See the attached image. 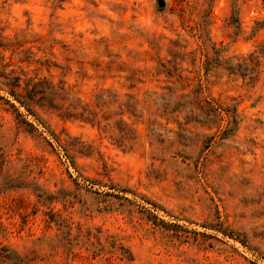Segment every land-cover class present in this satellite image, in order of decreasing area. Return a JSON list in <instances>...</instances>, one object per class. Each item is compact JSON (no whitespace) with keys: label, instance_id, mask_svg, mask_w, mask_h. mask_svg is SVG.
<instances>
[{"label":"rangeland","instance_id":"1","mask_svg":"<svg viewBox=\"0 0 264 264\" xmlns=\"http://www.w3.org/2000/svg\"><path fill=\"white\" fill-rule=\"evenodd\" d=\"M161 1L0 0L27 264H264V0Z\"/></svg>","mask_w":264,"mask_h":264},{"label":"trees","instance_id":"2","mask_svg":"<svg viewBox=\"0 0 264 264\" xmlns=\"http://www.w3.org/2000/svg\"><path fill=\"white\" fill-rule=\"evenodd\" d=\"M28 111L27 106H24ZM0 263L1 264H27L26 261L19 256L13 249L6 244L0 243Z\"/></svg>","mask_w":264,"mask_h":264},{"label":"water","instance_id":"3","mask_svg":"<svg viewBox=\"0 0 264 264\" xmlns=\"http://www.w3.org/2000/svg\"><path fill=\"white\" fill-rule=\"evenodd\" d=\"M157 1V5L161 6L162 5V1L161 0H156Z\"/></svg>","mask_w":264,"mask_h":264}]
</instances>
